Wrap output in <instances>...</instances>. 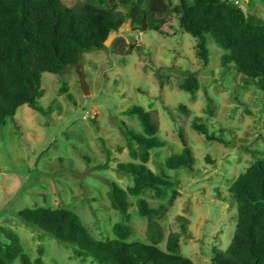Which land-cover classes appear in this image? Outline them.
Here are the masks:
<instances>
[{
    "label": "rangeland",
    "instance_id": "374dc122",
    "mask_svg": "<svg viewBox=\"0 0 264 264\" xmlns=\"http://www.w3.org/2000/svg\"><path fill=\"white\" fill-rule=\"evenodd\" d=\"M79 1L62 0L68 7ZM170 3L175 7L177 1ZM239 6L244 13L264 20L259 0H239ZM176 17L172 15L170 35L138 32L126 21L106 49L83 53L82 62L61 75L42 73V112L21 105L14 115L19 129L9 119L0 126V226L19 236L31 261L41 244L42 264H97L90 258H73L69 247L25 225L17 212L23 208H64L79 217L93 238L112 239V225L121 217L110 206L103 177L113 179L123 189L131 185V178L117 172L115 165L130 161L119 122L135 133L141 131L135 117L122 114L134 105L143 107L157 121V137L164 141L162 147L151 150L147 167L174 182L178 192L157 220L163 232L157 247L164 249L167 234L179 231L177 216H184L190 237L179 238L182 256L194 264H210L213 248H227L237 217L228 188L254 158L264 156V92L244 83L232 64L220 65L223 50L210 37L206 41L208 60L203 65L196 57L194 39L178 27ZM78 69L84 72L88 94L80 89ZM188 73L198 80L193 96L178 87ZM155 75L161 76V85ZM62 82L71 100L60 92ZM205 93L212 98V115L205 111ZM178 104L190 109L188 116L179 113ZM193 116L201 118L208 130L226 143L205 140L190 127ZM176 125L184 127L187 134L194 157L192 171L164 165L167 156L181 150ZM103 145L108 147V160ZM116 146L121 147L119 152ZM169 194L170 189H166L155 197L146 190L139 197L155 208ZM136 199L128 196V223L133 231L126 242L148 244L146 222L137 211ZM11 264H20L18 258Z\"/></svg>",
    "mask_w": 264,
    "mask_h": 264
},
{
    "label": "trees",
    "instance_id": "16d2710c",
    "mask_svg": "<svg viewBox=\"0 0 264 264\" xmlns=\"http://www.w3.org/2000/svg\"><path fill=\"white\" fill-rule=\"evenodd\" d=\"M170 1L81 0L76 6L68 7L62 0H0V126L9 119L18 130L14 115L21 105L42 112L39 105L42 73L61 75L80 64L83 53L106 49L103 42L107 35L126 21L138 32L152 30L159 35H170L173 32L170 21L175 14L178 27L194 39L196 57L203 65L208 60L206 41L210 37L223 50L220 65L232 64L244 83L264 92V20L244 13L231 0H192L191 3L176 0L175 7ZM259 1L264 6V0ZM155 76L161 85V76ZM178 87L193 96L199 87L196 75L188 73ZM59 90L72 99L63 82ZM177 110L184 116L190 113L184 104H178ZM262 110L264 127V105ZM205 111L212 115V98L206 93ZM122 114L135 117L141 131L135 133L122 121L118 124L130 161L116 163L115 169L129 176L131 185L123 189L113 179L103 177L110 206L121 217L112 225V239L93 238L79 217L64 208H23L18 210L17 217L25 225L34 226L69 247L71 256L80 261L90 258L97 264H194L179 253V238L190 237L184 216H177L179 231L167 234L164 249L157 247L163 240L157 220L178 196L174 182L153 173L146 165L151 150L164 145L157 137L158 123L141 106L128 107ZM170 118L174 123V118ZM90 123L94 125L92 120ZM190 127L207 141L226 143L219 134L209 131L199 117L193 116ZM175 128L181 150L167 156L164 165L168 169L183 166L192 171L194 157L187 134L181 125ZM103 149L108 160V147L103 145ZM115 150L119 152L121 147L116 146ZM166 189H170L168 198L155 208L139 197L146 190L160 197ZM228 194L237 212L234 232L225 250L212 249L210 264H264V156L254 158L231 182ZM128 196L137 197L135 205L145 219L148 244L126 242L133 231L128 223ZM42 254L43 247L38 244L37 257L31 261L19 236L0 226V264H11L15 258L20 264H42Z\"/></svg>",
    "mask_w": 264,
    "mask_h": 264
},
{
    "label": "water",
    "instance_id": "95a60500",
    "mask_svg": "<svg viewBox=\"0 0 264 264\" xmlns=\"http://www.w3.org/2000/svg\"><path fill=\"white\" fill-rule=\"evenodd\" d=\"M116 35V31H111L106 39L104 40L103 42V45L106 47L110 44L111 40H112V37ZM78 72H79V86H80V89L81 91L83 92V94H88V87L85 83V80H84V72L81 70V69H78Z\"/></svg>",
    "mask_w": 264,
    "mask_h": 264
},
{
    "label": "built area",
    "instance_id": "2783aa9c",
    "mask_svg": "<svg viewBox=\"0 0 264 264\" xmlns=\"http://www.w3.org/2000/svg\"><path fill=\"white\" fill-rule=\"evenodd\" d=\"M231 1H233V2H234V4H237V5H239V0H231Z\"/></svg>",
    "mask_w": 264,
    "mask_h": 264
}]
</instances>
